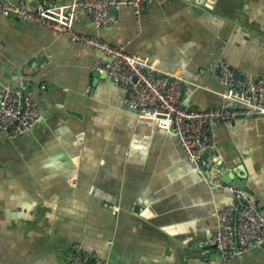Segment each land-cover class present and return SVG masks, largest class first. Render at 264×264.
I'll return each instance as SVG.
<instances>
[{
    "label": "crops",
    "instance_id": "1",
    "mask_svg": "<svg viewBox=\"0 0 264 264\" xmlns=\"http://www.w3.org/2000/svg\"><path fill=\"white\" fill-rule=\"evenodd\" d=\"M115 18L97 29L79 9L74 29L197 83L188 105L220 103L218 59L264 74V0H149ZM99 56L0 10V91L31 90L41 112L25 136L0 133V264H66L73 242L108 264H264V242L234 257L209 242L233 194L209 186L176 136L123 104V87L93 69ZM214 133L221 178L244 179L264 212V117Z\"/></svg>",
    "mask_w": 264,
    "mask_h": 264
},
{
    "label": "built area",
    "instance_id": "2",
    "mask_svg": "<svg viewBox=\"0 0 264 264\" xmlns=\"http://www.w3.org/2000/svg\"><path fill=\"white\" fill-rule=\"evenodd\" d=\"M149 0H37L28 8L25 0H0V10L15 19L36 24L81 42L100 54L93 69L104 73L124 89L122 102L139 118L152 120L156 127L172 133L180 142L193 169L205 182L219 190H229L233 201L217 210L216 228L209 242L226 257L264 242V212L251 200L246 189L221 178L216 158L214 128L236 117H264V74H241L223 59L212 67L221 89L220 103L198 108L186 103L197 83L182 75L153 67L148 59L97 35L76 32L74 19L79 9L91 15L101 29L115 22V11L129 6L136 15ZM41 118L37 97L22 86L5 84L0 91V133L7 138L25 136ZM66 264H108V259L79 242H73Z\"/></svg>",
    "mask_w": 264,
    "mask_h": 264
},
{
    "label": "water",
    "instance_id": "3",
    "mask_svg": "<svg viewBox=\"0 0 264 264\" xmlns=\"http://www.w3.org/2000/svg\"><path fill=\"white\" fill-rule=\"evenodd\" d=\"M222 179L225 180L226 182L229 181V179L225 178V177ZM236 184H238L240 187L244 188V186H243L244 185V179L239 177L238 180L236 181Z\"/></svg>",
    "mask_w": 264,
    "mask_h": 264
}]
</instances>
